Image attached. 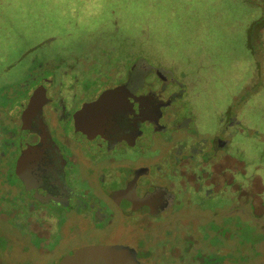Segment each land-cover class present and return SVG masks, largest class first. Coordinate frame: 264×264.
Returning a JSON list of instances; mask_svg holds the SVG:
<instances>
[{"label": "rangeland", "instance_id": "obj_1", "mask_svg": "<svg viewBox=\"0 0 264 264\" xmlns=\"http://www.w3.org/2000/svg\"><path fill=\"white\" fill-rule=\"evenodd\" d=\"M105 34L103 43L98 39ZM117 46L114 60L91 57L98 48L107 53L104 47ZM58 52L87 54L82 63L93 64L88 72L60 76L63 101L71 108L103 87L102 72L121 81L136 56L167 70L173 91L184 87L185 97L177 98L166 116L194 117L188 129L145 136L135 149L119 146L113 163L101 162L109 156L85 158L82 178L89 184L76 187L107 208L114 207L109 193L126 174L127 166H121L138 156L155 165L153 176L162 174L159 179L168 186L177 176L184 180L176 187L182 202L162 216L125 218L116 212L99 230L128 241L143 264H264V0H0V129L18 127L11 119L38 84L27 79L33 69L37 74L43 69L36 68V59L52 57L43 65L52 73ZM107 77L104 86L114 82ZM213 137L228 141L217 154ZM1 151L6 155L0 157V189L9 185L0 190V264H62L98 229L47 206L50 236L32 235L30 221L42 208L27 207L11 176V150L0 144ZM180 160L189 181L179 174ZM198 182L204 185L199 188ZM85 217L93 220L91 212Z\"/></svg>", "mask_w": 264, "mask_h": 264}, {"label": "flooded vegetation", "instance_id": "obj_2", "mask_svg": "<svg viewBox=\"0 0 264 264\" xmlns=\"http://www.w3.org/2000/svg\"><path fill=\"white\" fill-rule=\"evenodd\" d=\"M88 57L82 53L64 57L58 52L53 56L52 73H45L43 67L52 57L37 58L36 68L42 65L43 69L39 74L33 69L27 79L38 81L37 87L18 115L11 119L17 122L18 127L0 129L6 137L3 141L0 138V144L9 147L13 156L11 176L19 181L22 194L28 200L27 207L31 211L42 208L37 218L30 221L29 232L35 237L50 236L52 225L44 209L47 206L58 207L66 215L72 212L81 221H87L98 229L94 231L97 236L76 245L71 255L93 245H127L133 248L128 241L112 239L107 232L99 230L102 228L98 224H110L116 212L125 218L154 219L182 202L180 199L177 202L176 187L183 186L184 180L177 176V183L168 186L166 181H160L162 174L155 173L153 176L157 167L138 156L129 160L130 166H121H127L126 174L116 192L109 193L114 207L107 208L106 203L95 198L92 200L89 192L76 187V184H89L82 178V167L88 162L85 158L109 156L101 162L113 163L116 160L112 156L121 152L119 146L135 149L145 136L166 133L171 128L188 129L194 121L193 115L180 119L166 116V110L171 108L174 101L185 97L184 87L179 86L178 91H173L171 83L174 78L167 70L161 75L144 72L140 68L141 59H136L121 81H115L118 78L112 77V73L102 72L98 81L103 87L95 86L94 92L81 96L82 100L78 105H73L74 110L71 111V106L63 101L60 76L62 73L88 72L93 65L92 60L82 63V58ZM91 57L98 59L96 55ZM99 73L95 75L96 78ZM150 74L157 77L156 82L146 80ZM107 76L114 82L104 86ZM62 121H67L65 129L59 127ZM213 141L214 154L228 145V141L221 138L213 137ZM4 155L6 152L1 151L0 157ZM180 162L179 174L189 181V170L182 165V160ZM151 174L154 178L148 179ZM100 178V182L105 180L106 173H101ZM199 183L198 187L201 188L204 183ZM191 184L197 188L195 182ZM8 185L5 184L3 188L7 190ZM85 212H91L93 220L85 219Z\"/></svg>", "mask_w": 264, "mask_h": 264}, {"label": "water", "instance_id": "obj_3", "mask_svg": "<svg viewBox=\"0 0 264 264\" xmlns=\"http://www.w3.org/2000/svg\"><path fill=\"white\" fill-rule=\"evenodd\" d=\"M144 72L165 73L162 68H156L141 61ZM24 142V141H23ZM22 157L18 161V169ZM62 264H141L137 251L127 245H93L81 248L72 255L64 257Z\"/></svg>", "mask_w": 264, "mask_h": 264}, {"label": "trees", "instance_id": "obj_4", "mask_svg": "<svg viewBox=\"0 0 264 264\" xmlns=\"http://www.w3.org/2000/svg\"><path fill=\"white\" fill-rule=\"evenodd\" d=\"M120 31V25L118 24L117 25V28H116V31ZM115 31V33H117ZM108 32H110V31H105V33H108ZM110 33H112V34H114V32H110ZM105 36H107L106 34L104 35V37H100L98 40L99 41H102L103 43H105V39H106V37ZM135 37V36H134ZM125 38H130V36H126ZM95 46H99V47H101L100 46V43H98V44H95ZM39 47V46H38ZM119 46H117L115 49L114 48H110V47H104V48H106L107 50H109L107 53H105L103 50H101L102 48H98V50L96 51V52H93V54L94 55H96L97 56V58H99V57H108V56H112L113 55V58H111V60H114V59H116V55H115V53H111V52H115V50L118 48ZM101 50V51H100ZM101 53H104V55H100ZM92 54V55H93ZM136 59H137V57L135 56L134 57V61L132 62V63H135L136 62ZM138 59H141L142 61L143 60H146V59H143L142 57H138ZM238 116V115H237ZM237 116H235V117H233V118H235V119H238L237 118ZM240 122V121H239ZM241 123V122H240Z\"/></svg>", "mask_w": 264, "mask_h": 264}]
</instances>
